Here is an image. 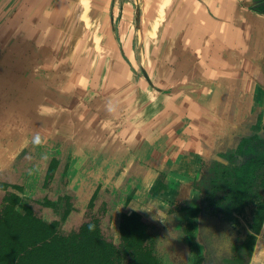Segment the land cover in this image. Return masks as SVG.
I'll return each mask as SVG.
<instances>
[{
	"label": "crops",
	"instance_id": "obj_1",
	"mask_svg": "<svg viewBox=\"0 0 264 264\" xmlns=\"http://www.w3.org/2000/svg\"><path fill=\"white\" fill-rule=\"evenodd\" d=\"M263 1L0 0V169L66 142L80 196L142 202L183 152L225 162L264 111Z\"/></svg>",
	"mask_w": 264,
	"mask_h": 264
},
{
	"label": "trees",
	"instance_id": "obj_2",
	"mask_svg": "<svg viewBox=\"0 0 264 264\" xmlns=\"http://www.w3.org/2000/svg\"><path fill=\"white\" fill-rule=\"evenodd\" d=\"M256 10L264 14V1L257 5ZM263 120L264 112L260 114L255 130H264ZM237 148L232 152L233 159L236 156L247 160L239 167L223 166L210 158L187 152L178 159L182 165H186V156L197 160L196 172L202 176L200 181L194 180L188 187L192 192L202 193L197 204L189 200L185 206L184 200H180V185L188 182H180L170 175L173 165L170 163L157 179L151 194L168 192L172 185L177 189L175 204L168 218L175 227L164 225L161 228L143 214L128 209L120 218L118 243L108 237L109 223L120 205L124 208L129 205L132 196L124 197L123 189H117L112 182L96 189L88 205L87 218L78 227L67 231L66 222L78 213L70 194H61L54 199L48 196L36 199L41 207L54 210L55 216L48 219L37 213L30 201L22 196L25 194L24 184L1 182L0 189L6 193L0 199V264H164L157 250L170 234V238L176 241L180 235L187 239L186 255L181 258L183 263L193 264L195 258L194 264H205L202 248L195 246L203 204L204 210L209 208L223 214L227 225L233 222L234 226H230L237 228L244 222L248 224L249 233L242 243V250H234L238 257L232 262H249L264 226V137L257 134L244 138ZM63 165L62 158H50L44 188L57 182L60 175L64 181L70 160L66 158ZM36 176L34 174L32 178L36 180ZM186 211H190V215L185 221ZM177 229L181 230L178 236Z\"/></svg>",
	"mask_w": 264,
	"mask_h": 264
},
{
	"label": "rangeland",
	"instance_id": "obj_3",
	"mask_svg": "<svg viewBox=\"0 0 264 264\" xmlns=\"http://www.w3.org/2000/svg\"><path fill=\"white\" fill-rule=\"evenodd\" d=\"M53 146L54 147L49 150L50 152L46 153L45 157H48L51 154V150H53L52 156H57L60 159L62 158V161L64 164L63 167L65 166L66 158L70 160V166H71V162H72L74 155L73 153L67 151L68 150L67 143L66 142L63 144L58 143L56 146L55 145ZM34 153L35 152L33 149L32 151L29 149H25L20 153L22 156H20V158L17 159V162L15 164H12V167L10 168L8 167L5 170L0 169V183L8 182V183L24 184L25 194H23L22 196L27 198L28 201H30L31 205L33 206L35 211H37V213H40L41 216L48 218V219L53 218V216H55L54 210L41 207L40 205H38V202L36 201V199H41L45 196H48L49 198L54 199L56 196H59L61 194L62 195H66L67 193L70 194L73 201H75L74 204H75V208H77L78 210V213L74 214V218H71V220L66 222L65 229L67 231V230H71V228L78 227L79 224H81L87 218L86 212L89 209L88 205L90 202V197L80 196L81 195L80 193L82 192L81 190L79 191L78 188H76L75 184L77 182L74 180V178L72 180L70 178V173H69L70 168L68 170V175L64 179V181H63V176L60 175L57 179V182L55 181L49 187L44 188L43 181H44L45 171H46V168H47V165L50 159L44 158L42 156L43 162L42 161L38 162L37 158L33 156ZM181 155L179 157H181ZM184 159L186 161L185 163L187 166L185 164L183 165L181 163L179 164V162L176 161L175 162L176 165L173 166L171 170L173 172V175L177 177L180 180V182L186 183L188 182V180H191V179L194 180L195 177L197 178L200 175H198V173L196 172V169L198 167L197 160L195 158L193 159L191 156H186ZM9 173H10L9 175L10 177L8 176L9 177L8 178L6 174H9ZM34 174L37 175L36 180L32 178ZM115 187L121 190L122 185H115ZM122 191H124V189ZM176 191L177 189L172 185L171 190H170V196L172 197L170 198V200H166L170 196H165L164 198H158V199H153L151 196H148V199L145 198L146 200L143 199L142 202H135V201L130 202L129 205L125 208H124V205H120L117 212L113 215L111 222L109 223L110 225L108 227L109 231L107 232L108 237L110 239H115V241L118 243L120 240L119 239L120 237L119 236V222H120L122 213L128 209H132V208L136 209L137 207L139 208V206H140V210L144 212L145 214H147L146 217L149 216L151 217V220H154L156 223L161 224V225H158L161 228L163 224L168 225L171 228L175 227L174 225L171 224V222H167L165 219L167 218V215H168L167 214L168 208L175 201L173 194L175 195ZM5 193L6 192L4 190L0 189V199L1 197L3 198ZM195 194L197 193L192 192V190L184 189V191L180 193V195H182L181 197H183V199L181 200L182 201L184 200L183 204H185V206H188L189 200H192L193 203L197 204V199L199 198V196H196ZM124 197H128V196L124 195ZM148 212H151V213L148 214ZM189 215H190V211H186L185 217H184L185 221L188 220ZM107 220H109V218H107ZM163 221H165V223H162ZM176 231H177L176 236L181 234V230L179 231L177 229ZM164 232L166 235H169L166 230ZM170 235L163 242L159 244L158 246L159 249L157 250V252L159 253L160 257L163 258L162 260L164 264H178V263H175L173 259L181 260L183 254L179 250L183 245L187 244V241H186L187 239L184 236L181 237L180 235V239L176 241L175 238H170ZM195 246L200 249L202 248V245L199 244L198 240L195 241ZM233 257H234V253L232 255V258ZM177 262H180V261H177ZM194 262H195V258L193 259V263Z\"/></svg>",
	"mask_w": 264,
	"mask_h": 264
},
{
	"label": "flooded vegetation",
	"instance_id": "obj_4",
	"mask_svg": "<svg viewBox=\"0 0 264 264\" xmlns=\"http://www.w3.org/2000/svg\"><path fill=\"white\" fill-rule=\"evenodd\" d=\"M260 134L261 133H259V135ZM252 136L255 137L256 135L247 136L246 138L252 137ZM240 143L234 146L233 148H228L224 152L218 153L220 156L226 159L225 162L216 160L214 158H210V159L214 162L222 164L223 166H231V167L241 166L247 160L239 158V157L236 158V156L233 159L234 154H232L234 150L238 149L237 147L240 145ZM257 149L258 147L256 148V150ZM197 173L200 176L197 178L195 177L194 180L200 181L202 175L200 172H197ZM194 180L191 179L190 181H188V184H191V182ZM201 194L202 193L200 192L195 195L201 196ZM174 204H175V201L168 208L167 218L170 217L169 214ZM203 207L204 208L202 211V216H201L202 219H201V223L199 227V233L195 236V239L197 238L199 244L202 245V248H203L202 253H204V256H205L204 263L205 264H234L232 260L237 261V257H238L237 252H235L234 250H236V248H239V250H242V243H244L245 238L247 234L249 233L248 224L244 222L241 225L237 226V228L232 227L234 226L233 225L234 223L229 222L231 223L230 225L232 226L227 225L228 223L225 222L226 218L223 216V214H220L218 211L209 209V208L207 210H204L205 209L204 204H203ZM167 218L165 220L168 222ZM162 223H165V221H163ZM155 224L161 225L156 222ZM164 225L165 224H163V226ZM184 246L186 248L188 247L187 245H183L180 248V251H182L183 255H186V252H185L186 249ZM233 253H234V257L232 258ZM177 261H180V262H177ZM177 261H174V262L178 264H189L188 262L183 263V261L181 260H177ZM248 263H249L248 261L246 262L245 260H243V262L240 264H248Z\"/></svg>",
	"mask_w": 264,
	"mask_h": 264
},
{
	"label": "water",
	"instance_id": "obj_5",
	"mask_svg": "<svg viewBox=\"0 0 264 264\" xmlns=\"http://www.w3.org/2000/svg\"><path fill=\"white\" fill-rule=\"evenodd\" d=\"M260 3H258V5H259ZM262 112H264V111H262ZM262 114V113H261ZM260 116V115H259ZM258 120H259V117H258V119H257V121L255 122V124L253 125V127L251 128V130H252V135H257V134H259V133H261L260 134V136H262V137H264V130H260V131H257V130H255V126L257 125V123H258ZM263 122H264V120H263ZM247 137V136H246ZM246 137H242V139L243 138H246ZM241 139V140H242ZM241 140H240V142H241ZM239 142V143H240ZM238 143V144H239ZM32 151V150H31ZM52 153H53V150H51V154L48 156V157H45L46 156V153H44V155L43 154H38V153H34V157H36L37 158V161L39 162V161H42V156L44 157V158H51L52 157ZM220 153H222V152H220ZM190 154H192V153H190ZM192 155H195V154H192ZM20 156H22L21 154H19L18 156H16V158L13 160V162H12V164H15L16 162H17V159L18 158H20ZM217 156L219 157V158H222L224 161H226V159L224 158V157H222V156H220L219 154H217ZM198 157H204V156H198ZM39 158H40V160H39ZM180 158V157H179ZM178 158V159H179ZM207 158H209V157H207ZM178 159L176 160V161H178ZM47 161V160H46ZM43 162V161H42ZM170 163H172V162H170ZM170 163H168L167 164V166L170 164ZM12 164L9 166V168L10 167H12ZM173 165L171 166V168H170V175H173V172H172V168H173V166H175V163H172ZM166 166V167H167ZM69 168H70V166H69ZM166 169V168H165ZM164 169V170H165ZM5 170V169H4ZM69 170V169H68ZM164 170L159 174V176L164 172ZM67 174H68V172H67ZM6 175H10V173L9 174H6ZM159 176H158V178H159ZM157 178V179H158ZM157 181V180H156ZM156 181L154 182V184L156 183ZM108 182H112L114 185H116L113 181H108ZM107 182V183H108ZM107 183H105V184H107ZM103 184V183H102ZM102 184H100L99 186H101ZM105 184H103V185H105ZM154 184H153V186H154ZM189 185L190 184H184V185H180V186H182V190H181V192L180 193H182V191H184V189L185 190H189L188 189V187H189ZM98 186V187H99ZM153 186L151 187V189H150V191H149V193H148V195L146 196V199H148V196H151L153 199H158V198H164L165 196H156V195H166V196H170V191H168V192H163V193H153V194H151V191H152V188H153ZM97 187V188H98ZM122 189H125V187H124V185H122ZM96 191V190H95ZM94 191V192H95ZM176 193H177V191H176ZM179 193V192H178ZM94 194V193H93ZM123 195H124V191H123ZM180 195V194H179ZM93 196V195H92ZM92 196H91V198H92ZM125 196H132V201L131 202H133V201H135V199H134V196L133 195H125ZM172 196H170L169 198H167L166 200H170V198H171ZM173 197H174V194H173ZM91 198H90V200H91ZM181 198H183V197H181ZM145 199V200H146ZM131 210H134V211H137V212H139V213H141V214H143L144 216H146L147 214H145L144 212H142V211H140V210H136V209H131ZM148 214H150V213H148ZM148 219H150V221H153L154 222V220H151V217H147Z\"/></svg>",
	"mask_w": 264,
	"mask_h": 264
},
{
	"label": "bare ground",
	"instance_id": "obj_6",
	"mask_svg": "<svg viewBox=\"0 0 264 264\" xmlns=\"http://www.w3.org/2000/svg\"><path fill=\"white\" fill-rule=\"evenodd\" d=\"M26 113V112H25Z\"/></svg>",
	"mask_w": 264,
	"mask_h": 264
}]
</instances>
